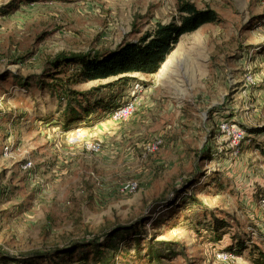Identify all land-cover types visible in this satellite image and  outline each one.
Masks as SVG:
<instances>
[{"label": "rangeland", "instance_id": "374dc122", "mask_svg": "<svg viewBox=\"0 0 264 264\" xmlns=\"http://www.w3.org/2000/svg\"><path fill=\"white\" fill-rule=\"evenodd\" d=\"M196 1L218 8L222 21L181 37L193 61L135 74L133 84L146 91L132 116L113 121L95 113L81 123L83 131L58 121L67 99L48 86V76L64 79L71 70L56 72L52 59L137 39L157 21L168 23L178 1L0 0V188L12 190L0 202L1 247L22 256L46 253L134 224L139 235H118L109 250L116 264H254L253 245L264 249V131L250 133L264 130V0ZM111 80L73 89L88 93ZM131 88L116 95L130 99ZM226 119L248 131L237 156L216 131ZM157 135L164 143L150 152ZM96 141L102 150L87 152L86 143ZM210 149L216 155L203 160L200 151ZM27 160L33 169H23ZM191 178L199 207L177 190ZM123 181L138 186L124 193ZM214 215L228 225L220 241ZM237 240L248 246L241 255L216 258ZM62 257V264H83L80 250ZM88 260L99 264L92 254Z\"/></svg>", "mask_w": 264, "mask_h": 264}, {"label": "trees", "instance_id": "16d2710c", "mask_svg": "<svg viewBox=\"0 0 264 264\" xmlns=\"http://www.w3.org/2000/svg\"><path fill=\"white\" fill-rule=\"evenodd\" d=\"M177 1L176 10L168 23L157 21L137 39L125 40L112 49L93 48V50L85 52L66 53L61 51L56 54L51 61L56 72H63L65 69L71 70V73L64 79L53 77L52 74L48 76L53 81L48 86L51 87L54 93L62 94L64 97L61 98L67 99L66 106L59 110L62 114L58 120L59 123L64 125L65 129L83 122L95 113L110 116L114 109L125 104L129 99H126L125 96V99L124 97L123 100L120 99L116 95V90L126 91V88L129 89L133 84L132 81L137 78L135 74L150 76L157 73L168 60L169 54L176 48L183 35L198 30L206 23L217 24L222 21L218 12L210 5L199 8L195 0ZM108 79L112 80L94 86L88 93L73 89V86L77 84ZM103 89H108L109 92L105 95L100 94V90ZM88 94L91 95L88 96ZM44 119L46 118H42L41 121ZM216 131L218 132L219 129ZM263 131L255 129L250 133L254 135ZM212 155H216L212 150L205 153L200 151V157H203V160H208ZM190 181L184 184L190 183L187 185L188 187L184 188L183 186L184 189H177L178 193L182 194L183 198L187 199L189 203L197 204L199 207L201 201L196 199V196L193 198V191L190 187L194 185V182L192 178ZM11 192L9 186L0 188V202L7 199ZM192 198L194 201H192ZM211 224L213 225L212 231L215 234L214 239L220 241L226 233L227 222L214 215ZM137 231L138 229L134 224H117L116 228H105L100 234L87 240L71 243L46 253L36 252L23 256L13 254L0 246V264H9L10 262L31 264L30 262L36 259L41 261L54 259L57 264H62L60 262L62 256L79 250L81 251L83 264H88L89 254H92L99 264H116V254L109 251L114 248L115 239L118 235L131 232L134 236H137L139 235ZM247 248L248 246L243 240H237L235 244H230L222 250L231 253L235 258ZM157 256L159 257V254ZM250 258L254 264H264V249L258 245H253Z\"/></svg>", "mask_w": 264, "mask_h": 264}, {"label": "built area", "instance_id": "2783aa9c", "mask_svg": "<svg viewBox=\"0 0 264 264\" xmlns=\"http://www.w3.org/2000/svg\"><path fill=\"white\" fill-rule=\"evenodd\" d=\"M245 74V80L247 84H252L255 82L256 79L249 70ZM131 89L130 99L125 104L119 106L118 108L114 109L112 113H110V117L113 121H123L129 119L137 106V99L139 97L138 95L146 91V88L140 82L134 83ZM219 131L222 138L228 141V145L231 148L233 155L237 156L239 154L238 145L240 142L245 140L246 136L248 135V131L240 127L237 122L231 121L229 119H226L220 123ZM163 143L164 136L157 135L148 145V149L150 152L156 151L163 145ZM85 148L87 152L96 155L102 150V144L99 141L88 142L86 143ZM9 151L10 146L6 145L5 153L8 154ZM22 167L23 169H33V161H24ZM137 186L138 183L136 181H123L119 183L118 190L124 193H132L136 190ZM261 203L264 205V195L261 199ZM216 258L223 262H230L234 256L231 253L229 254L228 252L222 251L217 253Z\"/></svg>", "mask_w": 264, "mask_h": 264}, {"label": "crops", "instance_id": "0c3cea01", "mask_svg": "<svg viewBox=\"0 0 264 264\" xmlns=\"http://www.w3.org/2000/svg\"><path fill=\"white\" fill-rule=\"evenodd\" d=\"M196 1V0H195ZM236 1V5L239 4L238 3V0H235ZM196 4L199 8H205V7H200L196 1ZM226 4V3H225ZM227 6L229 4H226ZM214 9L218 10V8H215L214 6H212ZM206 24H214V23H206ZM205 26V25H204ZM202 26L201 28H199L198 30L194 31V32H197L201 29H203ZM193 33V32H192ZM186 35V34H185ZM183 35V36H185ZM182 36V37H183ZM181 42H182V38L181 40L179 41V43L177 44L176 48L171 52V54H169V58L168 60L164 63V65L162 66V68L160 69V72L163 71V70H166L168 69L169 66H172V65H176V64H181V63H187V62H192L193 61V57L188 54V52L185 51L184 48H181ZM247 58V55L244 57V60ZM264 59V58H263ZM168 64V65H167ZM165 65H167V67H165ZM157 76V80H158V87L160 85H162V81H161V77L159 75V73L156 75ZM153 89V88H152ZM81 123H84V122H80V124H77V128H80V129H83V131L86 129L85 126H81L83 124ZM96 125V124H95ZM99 126V125H98ZM171 126H167V128L165 130H163V132H165L166 134L168 133L169 129H170ZM96 132V131H95Z\"/></svg>", "mask_w": 264, "mask_h": 264}]
</instances>
